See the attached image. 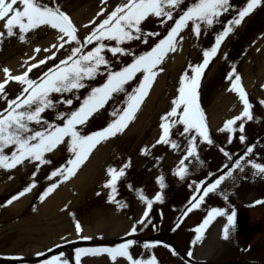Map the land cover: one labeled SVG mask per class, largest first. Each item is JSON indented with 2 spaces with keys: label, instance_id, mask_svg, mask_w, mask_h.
Listing matches in <instances>:
<instances>
[{
  "label": "snow or ice",
  "instance_id": "obj_1",
  "mask_svg": "<svg viewBox=\"0 0 264 264\" xmlns=\"http://www.w3.org/2000/svg\"><path fill=\"white\" fill-rule=\"evenodd\" d=\"M101 4L107 5V0H101ZM262 4L264 0H246L242 7L236 8L231 0H120L111 12L105 14V8H101L96 15H103L104 18L99 23L93 18L89 22L91 30L81 39L72 19L61 10L56 0H49L48 3L44 0H0V22L3 28V31H0V43L11 37H18L21 43L27 42L29 33H34L43 27L58 33L57 43L52 44L51 48L43 49L50 54L35 63L29 64L25 61L26 69L21 74L13 75L8 68L2 69L4 79L0 82V100L5 102L6 107L0 110V169L9 171L17 166H24L26 162L33 163L36 171L32 173V176L35 177L41 165L51 163L45 154L53 152L60 145H65L69 158L47 176L49 181H53L54 177L59 179L50 183L39 195V200L43 202L54 192L59 183L68 181L77 174L97 145L123 133L135 120L157 76L164 70L161 65L168 53H174L183 41L182 32L190 27L191 34L199 38L202 33L221 23L222 16L234 12L232 18L223 22L222 29L215 34L211 47L203 50L202 61L198 64L189 63L188 68L180 75L177 95L171 101L170 110L160 116L159 138L152 147L167 145L173 151L180 152L181 158L173 170V175L181 181L185 180L189 175V164L193 160L201 163L198 144H213L205 113L199 102V88L204 72L217 55L224 40L241 25L245 17ZM149 18L157 19L160 26L167 25L169 21H172V24L163 38L149 50L137 55L134 50L125 45H130L134 41L146 44L149 37L161 35L159 32L144 30L143 24ZM88 26L85 25V27ZM65 45H68L69 49L63 59L47 71H43L37 79L30 78L29 74L33 69L45 65L47 61L55 60L57 53L64 49ZM34 51L39 53L41 49L36 48ZM108 53L116 61H120V58L125 56H130L132 59L130 63L122 64L119 70H114L112 60L107 58ZM30 59L34 60L35 57ZM98 76L105 77L103 83L92 86L89 82L95 81ZM225 78L230 83L228 90L238 96L242 111L239 115L226 120L218 131L227 132L228 143H231L233 133L237 131V122H240L238 124L239 140L243 144L246 141L244 121L257 118L253 115V105L242 86L241 77L237 74L235 65H232V70ZM9 82H15L21 86V91L13 99H9L6 92V85ZM131 82L136 83L131 91H128L126 86ZM81 89H85L87 93L83 98L78 95ZM121 94L123 99L117 100ZM73 98L80 101L78 107L72 108ZM110 101H114L119 106L112 108L109 113L112 118L106 126L83 134L82 126H85L90 118L104 109ZM259 103L264 106V100H260ZM60 106L71 110L60 111ZM47 112L55 113L54 120L45 118L44 114ZM174 135L186 140V146L183 149L181 144L173 139ZM220 151L229 161L233 160L232 155L224 148H220ZM140 153L149 156L151 149L141 148ZM252 153L253 146H248L247 150L231 165L223 166L220 175L209 173L206 180L190 184L193 195L189 198L186 208L181 211L172 231L180 227L184 217L201 207L205 197L210 193H216L225 180L233 178L234 170L243 173L247 165L253 170L254 177L264 178V164L249 159ZM156 159L159 162L160 158ZM130 166L129 161L119 169L110 166L106 170L109 179L103 187L110 189L108 202L116 203L118 208L128 206L117 201L115 194L117 182L125 176ZM213 176L215 178L211 179ZM156 183L160 189L166 187L163 175L157 176ZM33 187L35 183L28 184L17 195H13L7 204L24 196ZM128 187L135 191L139 201L145 205L141 218L132 225L130 232L126 233L131 236L137 233V225L140 226V231L148 227L151 223L149 217L153 204L162 203L164 196L157 191L154 197L148 198L143 190L134 189L131 185ZM224 198L227 200L226 196ZM254 203L264 204V200H257ZM236 215L234 208L231 213L226 212L224 208H211L202 222L192 230L195 233L191 241L192 245L204 239L207 228L217 217H226L227 222L222 228L221 238L228 240L236 226ZM73 221L75 231L77 235H80L82 226L74 216ZM80 238L90 239L83 236ZM136 243V240L128 239L115 247L76 248L75 261L76 264H81V257L84 255L107 254L114 264L118 258H123L127 264H159L154 254L147 258L134 257L130 250ZM158 245L168 249L173 256L178 255L173 247L161 241H146L141 246L150 251ZM187 256L189 258L193 256L191 248ZM62 257L63 253L52 256L50 259H45L42 264H69V261ZM184 264H188V261Z\"/></svg>",
  "mask_w": 264,
  "mask_h": 264
},
{
  "label": "rangeland",
  "instance_id": "obj_2",
  "mask_svg": "<svg viewBox=\"0 0 264 264\" xmlns=\"http://www.w3.org/2000/svg\"><path fill=\"white\" fill-rule=\"evenodd\" d=\"M44 1L45 3L49 2V0ZM99 1L100 0H56V4H58L61 10L66 14L76 13L80 11L79 18L80 20H84L87 19L89 15L92 14L95 10H97L96 8ZM231 3L236 8H239L246 3V0H231ZM234 14V12H229L222 16L221 23L215 25L206 33H202L199 38H196L191 34L190 27L181 33V35H183L184 37L183 41L178 45L177 50L174 53H170L167 55L165 61L161 65L164 70L157 76L155 84L153 83L154 86L156 84L158 85L157 88L159 93L156 98L154 99L153 97L152 100L151 97L148 98L147 96L146 99L148 98V100L146 102L144 101L145 104H142L135 120H133L129 124L124 132L118 134L116 137L110 138L100 145V150L106 151L109 147L108 151L101 152L102 157L93 159L90 167H87L88 163L90 162V158H94L95 154L99 152V150L96 151L93 155L89 156V159H87L78 170L77 173H85L86 170L89 169L94 170L95 173L99 174L96 177L94 176V179L91 182V186H87L85 191L81 190L80 195H77L75 200L73 199V204L65 212V218L63 217V220H61L60 222H57L56 220L46 219L36 221L30 226L34 230H32L31 233H25L24 231L26 230L23 229L24 226L22 225V222H24V219L29 216L27 215L29 210L28 206L25 207V210H23V213L20 215H15L14 213L4 211L2 212V214H0V224H2V226L0 227V254L28 253L30 255L33 251H40L52 245L53 243L64 241L62 239H69V237L72 238V236H78L75 231L73 216L75 217V220L78 221L82 226V232L80 233V235L85 233V235L89 234V236H91L92 238H107V234L111 233L112 231H116L117 229H119L118 233L124 231L130 232L132 227L131 224L135 223L141 218L145 205L139 201L136 194L132 190H130L132 192L126 194L124 192V187L127 188V190L129 189V185H131L135 189L139 188L138 186L142 185L148 174L151 175L154 173H160L164 176L166 185L164 189H160L159 186H151V182L149 184L146 183V186L150 189L149 194H152L157 190L161 192L163 191V193L168 194V196H165V199L163 201L168 203V201L171 200L172 203L177 204V209L185 205L187 198L189 200V198L193 195V189L190 188L189 185L193 184V182L206 180L208 178L207 173L219 170L220 165L224 161L222 157L223 153H219L220 147L228 149L229 134L227 132H214L213 128L210 126L209 129L213 144H198V155L201 164L197 166L198 163L193 160V162L189 164V175L183 181L179 180V178L173 175V170L175 169L179 162V159L181 158V153L173 151L167 145H156L153 148L152 145L155 144L153 141H155V136L157 139L159 138L160 116L170 110L171 101L177 95L180 75L184 73L185 69L188 68L189 63L197 64L203 50L206 48H210L214 43V36L218 31L222 29L223 22L231 19L232 15ZM170 24L171 23H169L167 26L165 25V27L160 26L157 19L150 18L143 24V28L145 31L159 32L162 35L163 33H167V29L168 27H170ZM48 32L49 30L46 31V33ZM46 35L47 34L40 37L39 40H44L43 37H45ZM263 37L264 4H262L254 14L245 17L243 23L236 27L233 33H231L224 40L218 51V56L212 59L208 68L204 72V82L199 88V102L205 113L206 121L208 124L212 125V118L216 116L219 117L216 123H219L222 117L226 116V113H224L225 109L222 108L221 105V95L223 94V92H225V96H229V98H233V96L234 98L238 97L235 93L229 91L228 87L223 90V86L225 83L223 81V78L229 71L232 70V65L236 66V72L240 75L241 82H243V84L246 83L245 80L250 79L249 76H251L253 72H256V69L260 68L261 62L264 61L262 60L264 57V44H262V47H259L258 44L260 42H263ZM155 41L156 37H149L146 44L139 41H134L130 45H125V47L131 48L132 50H134L135 54L139 55L140 53L149 50L154 45L153 44L151 46V44ZM107 58L112 60V67L114 70H119L122 64L130 63L132 59V57L130 56H125L120 58V61H116L112 59L110 53L107 54ZM256 62L259 63L258 66L252 68L253 64H256ZM243 64L251 65L252 69L248 68V70H246V66H244ZM104 78V76H98L95 81H90L89 83L92 86H98ZM259 78L261 80L262 78H264V76L261 75ZM135 83L136 82H131L126 86L128 91H131V88L135 86ZM14 86L18 88V84L15 82L12 83V85L6 86V92L9 99L12 98V96L9 95L13 93V91L10 89ZM154 86H152L151 88V93H153V91L156 89L154 88ZM86 94L87 93L85 89H81L78 93L81 98H83V96ZM249 94V101L250 103L252 102L253 105L255 103L259 104V101L261 99L264 100V89L261 90V88L256 87V92L254 94L255 98L251 95V90ZM122 99L123 95L121 94L117 98V100ZM79 102V100L73 99L72 108L77 107ZM4 104L5 102L3 100H0V107H2V105ZM114 106L118 107L119 104L115 103L114 101H110L109 104L106 105V108L99 112L101 113L100 116L96 117L94 120H91V124L86 129H81L82 133L88 134L93 129L98 128L99 126L105 127L112 118L109 116V113L112 111V108ZM144 109L145 112L142 113L143 111L141 110ZM67 110L70 111L71 109L69 108ZM263 110L264 109H261V112L264 115ZM234 111L235 112L231 114L230 119L239 115L242 109L237 105V109ZM261 112L255 105V108L253 110L254 117L259 119L260 122H257V119L252 120L250 123L247 122L245 124V137L249 138L255 133V128L259 129L264 125V122H262L260 118L262 116L261 114H259ZM239 123L240 122H237V133H239ZM90 126L95 127L89 130ZM147 129L148 131H145ZM150 132L152 133L150 134ZM234 134H236V132L233 133V135ZM173 139H176L181 144L182 149L186 146V140L182 139L181 137L174 135ZM260 146V144H257L253 149V153L251 155L254 161H258L257 163L264 164V162L261 161L260 158H258L264 153ZM144 147H148L151 149V155H141L140 149ZM236 148L237 147H234L232 148V150ZM214 153L218 156L213 157ZM52 154L55 153H46V158L48 159L49 155ZM60 154L61 155H59L57 159H53V157H50L51 159L49 160L51 161V163L47 165H41L38 173H47L51 170V168L53 171V167H59L61 164H64L66 162V158L69 156V153L66 152L65 145H62ZM157 157L160 158L159 162H157ZM204 158L207 161H203ZM129 161L131 166L126 170L125 176L117 182V192L115 194V199H120L117 201H120L128 206L124 208H118L116 203L108 202V193L110 192V189L104 188L103 185L109 179V177L105 175V173L108 167L111 166L117 168L118 166H120V163L122 166L124 163ZM33 171H36L34 164L26 162L24 166H17V168L9 170L8 172L28 173ZM36 179L39 181V183L40 181H43L42 176L37 177V173L34 180ZM67 182L68 181H65V183ZM242 183H240V181H235L234 176L231 180L226 181L222 188L227 192L232 191V200L234 202H240L242 201V199L248 200L249 196L246 197L245 195H243L246 192V186H244V184ZM15 186L16 183L13 186L5 187V189H3V195H1L0 198L6 195L8 192L13 191V189L16 188ZM40 190L42 193L43 188L38 189V191L35 193V198L31 202V207L34 204L38 203L39 195L41 193H39L38 195L37 193ZM102 190L105 191V194ZM97 193H100V195H97ZM207 197L208 198L204 200L202 204V208L199 209L200 212L190 216L191 218L188 219L185 225H189L193 222L195 223L198 219V221H200V219L207 214L208 209L218 207L217 201L223 199V195L219 192L210 193ZM241 197L242 199H240ZM74 203H76V205H74ZM151 212L149 217L151 223L148 225V227L144 228L143 231H140V226L137 225L139 232L147 234L146 231L150 232L151 228L153 229L154 225L162 229V231H164L163 229L166 228V222H163L161 220V224L158 223L157 217H155V215H151ZM173 213L176 214L175 212ZM259 213L261 215L264 214V208L258 209V217ZM10 221H12L11 224ZM121 222L124 223V226L122 227L119 225V223ZM13 225H16V227H14ZM58 225H60L61 228ZM262 227L263 226H261L260 223L259 228L257 226L256 230L258 231L260 228L262 229ZM261 231L262 230H260V232ZM255 232V229L250 228L249 239H251V233ZM169 236L175 242H177L182 249H186L185 241H189L191 237L190 234L185 233L184 230L181 232H176L175 234H169ZM257 236L258 235H256V237ZM256 237L255 235L253 236L252 241H249V245L256 244L258 246L245 253L244 259H250L264 263V252L262 250L264 249V243H258L259 240H256ZM262 237H264V234ZM240 244L244 245L245 242L237 241L233 243L234 254L233 252L228 253L227 250L221 253L223 259H231L232 257H235V254L237 255L241 253L239 252V249L241 247ZM189 248L190 246L187 249ZM160 249L161 250H155V252L162 256L164 262H168L172 259V257L175 260V257L165 251L164 248ZM130 251L131 254L136 257L142 251V247L140 244L136 243ZM101 262L105 264L104 261H100V264ZM175 264L181 263L177 262Z\"/></svg>",
  "mask_w": 264,
  "mask_h": 264
},
{
  "label": "bare ground",
  "instance_id": "obj_3",
  "mask_svg": "<svg viewBox=\"0 0 264 264\" xmlns=\"http://www.w3.org/2000/svg\"><path fill=\"white\" fill-rule=\"evenodd\" d=\"M79 15H80V11H78V12L73 14L74 18L80 20ZM81 22L82 21H79V23H81ZM12 61H14V60H12ZM12 61L10 59L9 63H11ZM255 66H256V64H255ZM248 68H250V66H246V70H248ZM258 73H260V75L264 76V65L260 64V68L258 69ZM155 88L156 89L153 91L154 94L153 93L150 94V97H151L152 100H153V97L155 99L156 96L159 93L157 86ZM221 97H222V103H221L222 108L225 109L227 107H232V105H230L232 100H233L232 98H229V96H225V95H222ZM227 105H229V106H227ZM218 119H219L218 116L212 118L213 123L215 124L216 121H218ZM93 171L94 170L87 169L85 173H81L80 175H76L73 180L69 181V183L72 184L73 189H76L78 195L80 194L81 190L82 191L86 190L87 185H89L92 182V180L94 179L95 174H98V173H92ZM54 196L57 197V200H61V199L65 198L66 197L65 190H59L58 192L55 193ZM55 204H56V202H55L54 199H48V200L44 201V203L40 206V208H41V212L44 215H46L49 218V220H56L57 222H59V220L61 219L59 216H52L53 215L54 206H55V209L57 208V204L56 205ZM58 226L60 227V225H58ZM118 231H119V229L116 230V233H118ZM114 234L115 233L113 231L112 235H114ZM216 235H217V232H216ZM209 241L210 240H207V242L203 245V247H202L203 249L200 248V250H199V252L197 254L198 258H207V257H210L213 254L212 251L214 250V245H215L214 244V240L211 241V244L209 243ZM98 263L99 262H96V261L91 262V264H98Z\"/></svg>",
  "mask_w": 264,
  "mask_h": 264
}]
</instances>
